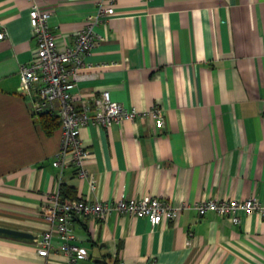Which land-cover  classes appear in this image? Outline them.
Here are the masks:
<instances>
[{"label": "crops", "instance_id": "0c3cea01", "mask_svg": "<svg viewBox=\"0 0 264 264\" xmlns=\"http://www.w3.org/2000/svg\"><path fill=\"white\" fill-rule=\"evenodd\" d=\"M32 3L50 12L57 47L72 45L93 0H0V226L45 230L42 213L61 185L76 198L115 202L154 196L186 204L154 227L121 213L73 221L77 264H264V214L240 223L193 205L208 199H257L264 205V0H114V14L95 27L100 36L85 62L91 77L72 102L91 103L102 91L150 114L102 129L86 125L85 169L52 165L58 126L46 134L37 121L57 104L35 111L34 90H20L21 64L36 48L29 25ZM58 238L47 256L35 243L0 237V264H66Z\"/></svg>", "mask_w": 264, "mask_h": 264}, {"label": "built area", "instance_id": "2783aa9c", "mask_svg": "<svg viewBox=\"0 0 264 264\" xmlns=\"http://www.w3.org/2000/svg\"><path fill=\"white\" fill-rule=\"evenodd\" d=\"M93 1L95 12L84 18L72 45L62 49L57 47L55 35L49 26L50 12L41 10L32 3L28 18L36 48L31 59L21 64L19 68L20 90L22 92L34 90L35 111L41 110L44 106L57 104L61 140L52 165L60 171L65 167H72L75 176L87 179L91 188L94 187V181L89 178L85 169L89 150L79 137L82 127L90 124L106 129L124 120L134 121L138 116L146 114L155 118L160 126L165 123L164 114L158 107L152 108L149 112H138L113 100L109 91H102L91 103L80 107L73 104V92L78 89L79 82L92 76L89 72L91 66L85 62V57L100 39L95 27L114 14V0ZM4 37L5 32H0V39ZM49 200V206L42 213L45 230L34 243L37 254L47 256L53 247V238H58V250L66 256V264H77L87 257L85 247L72 243L75 238L74 220L84 217L100 218L115 212L144 218L151 227H154L160 223L172 222L178 213L187 207L186 204L175 205L154 196L140 198L122 196L113 203L79 198L63 202L58 189L50 195ZM193 208L199 216L212 211L235 225L240 223L241 214H264V205L252 197L243 200L208 199L195 203Z\"/></svg>", "mask_w": 264, "mask_h": 264}, {"label": "trees", "instance_id": "16d2710c", "mask_svg": "<svg viewBox=\"0 0 264 264\" xmlns=\"http://www.w3.org/2000/svg\"><path fill=\"white\" fill-rule=\"evenodd\" d=\"M37 121L43 128L46 134L52 133V131L58 126L59 122L55 116L50 113L44 112L38 114ZM60 199L63 202H70L76 199L75 190L70 186L61 185L59 187Z\"/></svg>", "mask_w": 264, "mask_h": 264}, {"label": "water", "instance_id": "95a60500", "mask_svg": "<svg viewBox=\"0 0 264 264\" xmlns=\"http://www.w3.org/2000/svg\"><path fill=\"white\" fill-rule=\"evenodd\" d=\"M0 237L20 242L34 243L36 236L22 230L0 226Z\"/></svg>", "mask_w": 264, "mask_h": 264}]
</instances>
